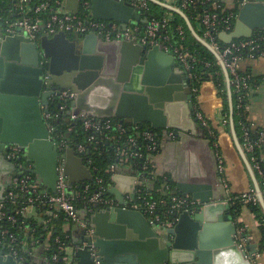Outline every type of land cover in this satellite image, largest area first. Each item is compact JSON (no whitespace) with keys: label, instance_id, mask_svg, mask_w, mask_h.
Segmentation results:
<instances>
[{"label":"water","instance_id":"obj_1","mask_svg":"<svg viewBox=\"0 0 264 264\" xmlns=\"http://www.w3.org/2000/svg\"><path fill=\"white\" fill-rule=\"evenodd\" d=\"M87 1L95 19L118 22L123 28L130 23L148 24L150 19V14L136 10L126 0ZM148 1L178 14L193 37L220 63L230 109L229 131H220L218 139L226 178L234 194L249 193L254 188L264 212L261 187L236 131L231 77L222 57L198 34L183 10L161 0ZM246 1L236 6L234 31L220 34L226 44L264 31V0ZM66 8L78 13L81 2L67 0ZM46 71L53 80L52 88L44 92ZM56 89L76 94L71 107L78 121L84 116L118 118L160 130L164 141L160 154L154 156L156 176L169 178L173 194L189 195L203 203L225 196L216 152L194 117L192 88L173 56L135 41L105 42L94 34L74 37L60 32L53 37L42 36L38 46L19 29L18 34L0 41L1 199L3 179L25 172L7 160L9 145L26 150L27 161L34 163L33 173L47 192H56L60 159L65 161L64 173L70 187L93 180L91 170L74 148L60 154L51 139L42 107L48 111ZM225 103L213 81L202 84L199 104L211 122ZM112 181L117 188L110 193L120 206L90 214L87 222L92 235L79 226L75 228L80 231L68 245L71 264H94V255L101 264H253L248 255L257 253V246L250 245L245 252L236 244L237 227L230 205H210L194 214L185 212L174 228H157L142 213L123 207L122 193L128 192L134 198L136 178L118 173ZM33 212L38 210L34 208ZM0 264L17 262L12 256H0Z\"/></svg>","mask_w":264,"mask_h":264},{"label":"built area","instance_id":"obj_2","mask_svg":"<svg viewBox=\"0 0 264 264\" xmlns=\"http://www.w3.org/2000/svg\"><path fill=\"white\" fill-rule=\"evenodd\" d=\"M126 1L136 10L150 14L148 0ZM15 2L14 12L18 18L13 22H7L0 28V41L18 34L19 29H22L24 35L38 46L42 36L53 37L60 32L71 34L74 37H86L94 34L105 42L135 41L144 47H158L163 52L173 56L186 73L187 85L192 88L194 95L193 114L201 125L204 136L210 140L212 148L216 152L219 177L226 194L219 200L211 199L208 203H203L189 195L173 194L174 186L169 178L156 176L154 156L161 152V144L164 141L162 133H157L154 131L156 129L150 126L130 124L118 118V120L114 118L99 119L84 116L78 121L72 115L71 107L76 94L71 90L56 89L50 98V103L55 102L57 104L58 113L54 115L49 107L48 111H46V107H42V115L51 139L58 146L60 154H64L68 148H74L76 154L84 160L86 166L91 170L94 178L90 182L78 183L70 187L68 178L64 173L65 161L60 159L57 169L56 192H47L41 187L37 179H34V167L32 163L27 161L26 150L17 145H9L5 151L7 160L24 168L25 172L11 177L8 197L5 200L0 199V222L6 220L12 224L20 225L18 217L29 208L37 210L38 208H57L68 222L79 226L87 235H92L93 230L87 222L90 214L98 209L106 210L120 206V204L112 197L106 196L107 192L110 194L109 190L112 184L107 185L103 178L96 177V169L92 167L88 157V144L97 148L107 145L108 150L115 151L117 164L107 171L111 179L118 174V170L123 166H130L134 170L136 173L135 196L129 198L128 202H124L123 207L142 213L149 224L157 228H174L183 213L194 214L210 205L223 204L234 208L236 205L249 206L259 203L254 188H251L249 193L244 194H234L231 190V185L226 178V162L222 158L218 142L220 134L214 133L211 120L206 117L199 104L200 89L204 82L197 86L195 81L196 67L200 64L209 67L211 64L202 58L198 52L193 51L191 46L185 45L187 33L184 26H177L178 40L172 39L169 28L174 17L171 14H167L162 19L150 18L148 24L143 27L138 23H130L127 28H123L122 24L118 22L95 19L90 11V2L87 0H80L81 9L78 13L66 12L64 10L65 0H15ZM240 2L245 4L247 1L233 0V7L230 8L226 0H181L180 9L185 11L200 5L196 21L198 29L202 32L201 37L222 57L231 77L232 88L240 94L238 108L242 109L244 98L246 99V96L251 98L255 91V87L250 84L253 75L242 70V62L246 59L256 60L264 54L261 49L264 35L261 33L263 31H257L251 38L240 41L234 40L230 44L222 46L220 34H230L234 31L238 17V12H235L234 9ZM83 12H88V14L84 15ZM43 15L47 16L46 21L43 20ZM218 64L220 65L219 62ZM52 80L53 75L46 71L43 76L44 92L52 88L50 85ZM247 108H243V111L248 117ZM63 114L64 120L69 124L67 135L71 136V133L76 131V123H80L82 129L89 133L87 145L67 142L63 139V135L57 132L56 127L50 123L54 117L58 118ZM220 123L223 128H229V117L223 116ZM250 128L251 131L247 126L242 128L244 140L242 146L253 170L259 177V185L264 197V164H261L255 156L256 150L264 146V126L259 128L250 126ZM251 132H255L258 137L253 139ZM173 135L172 132L171 136ZM262 160H264V156ZM158 181L162 182L160 188L155 187ZM93 187L95 192H92ZM19 199L22 202L21 207L16 208L15 213H8L7 201ZM80 202L86 204V208L83 210L79 209ZM82 211L86 212L85 219L81 218ZM240 215L235 218L237 227L235 242L241 250L247 252L251 240L247 228L242 224ZM21 225H25V222L23 221ZM65 239H69L68 236ZM3 240L6 241L5 245L2 244ZM40 244V241L33 237L20 238L17 234L10 232L9 229L1 228L0 230V256H12L17 264H33L31 251ZM54 244L58 246L59 253L51 258L47 255L46 264L58 262L61 253H66L63 261L66 264H71L68 246L60 236L55 237ZM49 250L50 248L47 249V252ZM261 253L258 250L257 253L248 255V258L252 260L253 264H257L256 259ZM97 258L94 255V264H101Z\"/></svg>","mask_w":264,"mask_h":264},{"label":"trees","instance_id":"obj_3","mask_svg":"<svg viewBox=\"0 0 264 264\" xmlns=\"http://www.w3.org/2000/svg\"><path fill=\"white\" fill-rule=\"evenodd\" d=\"M177 1L178 3L176 6L178 8H181V0H177ZM15 4H16L15 0H0V28H2L7 22H13L17 20L18 16L14 12ZM149 5H150V18L162 19L167 14H171L174 17V20L170 23V28H169V31H170V34L173 40H178V34L176 32L177 26L179 25L184 26L186 33H187V42L185 43V45L191 46L193 51L198 52L202 56V58H205L206 61L211 64V66L209 67H206L204 64H200L196 67V70L194 73L196 74L195 81L197 83V86H200L201 82L213 81L224 94L225 79L223 76L221 66L218 64V61L214 57V55L193 37L185 21L178 14L170 12L151 2H149ZM199 7L200 5H198L196 8L191 7L190 9H187L184 12L187 14L189 19L191 20L198 34L202 36V32L198 29L197 21H196V17L199 13L198 12ZM153 9H155L157 13L153 12ZM234 11L238 12L237 8H235ZM83 13L84 15L88 14V12L86 13L83 12ZM47 19H48L47 16L43 15V20L46 21ZM138 24L142 27L145 26V24L143 23H138ZM261 33L264 35V31ZM242 39H246V38H242ZM242 39H236L235 41H240ZM220 41H221L222 46L226 45V43H224L222 40ZM261 49H262V52L264 53V42L262 43ZM250 84L251 86H254L256 88L257 86H259V79L253 76L250 80ZM232 89H233V100H234L235 126H236V131H237L239 140L243 144L244 140H243L242 128L244 126H247L249 130L251 131V128H250L251 123H249V121L247 120L248 117L247 115L244 114V111H243V108L248 107L250 98L246 96V99L244 98L243 108L239 109L238 99L240 97V94L235 92L234 88ZM241 95L244 96L243 93H241ZM49 109L54 115H56V113H58L59 111L58 106L55 102L51 103ZM223 115L227 117L230 116V109H229L228 103H225ZM114 119H117V118H114ZM50 123L56 127L57 132L62 134L63 139L66 140L67 142L71 144L72 143L73 144L74 143H78V144L84 143L87 145V137L89 133L82 129L80 123H76V127H75L76 131L71 133V136L67 135L68 133L67 127L69 126V124H67L66 121L64 120V114L59 116L58 118L54 117L53 120H50ZM211 125L213 127L214 133L216 135H219L220 131L212 124V122H211ZM143 127H146V126H143ZM154 131H156L159 134L162 133L160 130H154ZM251 134L253 136L252 137L253 139L258 137V135H256L255 132H251ZM88 150H89L88 157L91 160L92 167L96 169L95 170L96 177L103 178L107 185L112 184L113 181L110 177V174L107 173V171L112 166L117 164V155L115 151L112 149L108 150L107 145H102L99 148H97L96 146L90 145V144H88ZM255 156L258 158V161L261 164H264V160H262L264 156V146L256 150ZM33 177L34 179L37 178L35 174H33ZM161 186H162L161 181L156 182L155 184L156 188H160ZM92 192H95L94 187L92 188ZM106 196L111 197V194L107 192ZM7 204H8L7 212L12 214V213H15L16 208L21 207L22 202L20 199L19 200H8ZM244 207L249 208L260 222V231L262 234V241L260 243L259 252H263L264 251V212L259 203L257 205H249V206L236 205L234 206L233 211H232L235 218L239 217ZM84 208H86V204L84 202H80L79 209L83 210ZM18 218H19L20 225L12 224L11 222L5 220V221L0 222V230L1 228H6V229H9L10 232L17 234L20 238L33 237L39 240L40 243L42 242L46 243L48 241L47 239H49L48 234L50 233V229H44V228L39 227L36 224H30L29 222L25 221V218L23 217L22 214ZM23 221L25 222V225H21ZM56 231L57 232H54L53 238L51 239L50 250L47 252L48 257L50 258L53 255H56L59 253L58 246L54 244V239L56 236H60V238L66 243L67 246L70 243V239H65L66 235L63 234L62 230H56ZM2 244L5 245L6 241L3 240ZM65 257H66V253H61L60 260L56 263L53 262L50 264H66L63 261V258Z\"/></svg>","mask_w":264,"mask_h":264},{"label":"crops","instance_id":"obj_4","mask_svg":"<svg viewBox=\"0 0 264 264\" xmlns=\"http://www.w3.org/2000/svg\"><path fill=\"white\" fill-rule=\"evenodd\" d=\"M66 1L65 0V8L64 10L66 12L73 13L69 11L66 8ZM162 2L172 5L174 7H177V0H161ZM228 3V6L230 8L233 7V0H226ZM161 7V6H160ZM163 8V7H162ZM178 8V7H177ZM165 9V8H164ZM242 70L248 73H251L254 77L259 79V86L255 88V91L251 98L249 99V104L247 108L248 112V120L251 123L252 127H263L264 126V54L258 57L256 60H250L246 59L242 62ZM223 72V71H222ZM224 76V73H223ZM225 79V76H224ZM224 98L225 102L228 103V92H227V86H226V79H225V91H224ZM223 111L224 107L221 109H218L216 111V117L221 121L223 118ZM149 126L148 124H141ZM226 131H229V128H224ZM34 167V163H32ZM118 173L123 174L128 177H135L136 173L130 166H123L118 170ZM255 173V171H254ZM256 178L259 183V179L257 174L255 173ZM37 181L40 183V180L38 177L36 178ZM10 181L11 177H5L3 179V185H4V200L8 197L9 190H10ZM41 187L45 190L42 185ZM113 188H117V185L113 182L110 186V190ZM109 190V191H110ZM111 197L118 202V199L113 193H110ZM124 202H128L129 198H132L131 195L128 192L122 193ZM1 199V198H0ZM3 200V199H1ZM119 203V202H118ZM23 217L25 218V221L29 222L30 224H36L41 228L44 229H50V233L48 234V241L46 243H41L40 245L34 247L32 249V263L33 264H46L47 263V249L50 248L51 245V239L53 238L54 232H57L56 230H62L63 234L68 236L70 241L73 237L77 235V233L80 231L76 230L77 225L68 222L63 214L57 209V208H45V209H39L38 212L34 213L33 208H29L25 211L23 214ZM81 218H86V212H81ZM240 218L242 220V224L247 228L248 235L251 240V245H256L257 250H259L260 243L262 241V234L260 231V222L254 215V213L247 207H244L241 211ZM257 264H264V252L260 254V256L256 259Z\"/></svg>","mask_w":264,"mask_h":264},{"label":"rangeland","instance_id":"obj_5","mask_svg":"<svg viewBox=\"0 0 264 264\" xmlns=\"http://www.w3.org/2000/svg\"><path fill=\"white\" fill-rule=\"evenodd\" d=\"M153 12L157 13L155 9H153ZM225 91V90H224ZM212 124L215 126V127H218V130L219 131H222L224 132V128L221 126V123H220V120L215 117L213 120H212Z\"/></svg>","mask_w":264,"mask_h":264},{"label":"flooded vegetation","instance_id":"obj_6","mask_svg":"<svg viewBox=\"0 0 264 264\" xmlns=\"http://www.w3.org/2000/svg\"><path fill=\"white\" fill-rule=\"evenodd\" d=\"M47 61V60H46Z\"/></svg>","mask_w":264,"mask_h":264}]
</instances>
